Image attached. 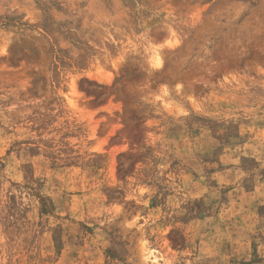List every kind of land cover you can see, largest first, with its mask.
Listing matches in <instances>:
<instances>
[{"label": "rangeland", "instance_id": "374dc122", "mask_svg": "<svg viewBox=\"0 0 264 264\" xmlns=\"http://www.w3.org/2000/svg\"><path fill=\"white\" fill-rule=\"evenodd\" d=\"M0 264H264V0H0Z\"/></svg>", "mask_w": 264, "mask_h": 264}]
</instances>
